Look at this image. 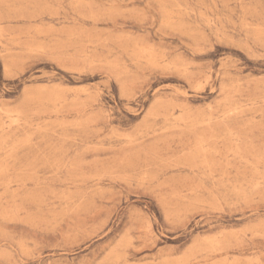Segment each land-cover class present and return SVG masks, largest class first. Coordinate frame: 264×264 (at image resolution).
<instances>
[{"label":"rangeland","instance_id":"rangeland-1","mask_svg":"<svg viewBox=\"0 0 264 264\" xmlns=\"http://www.w3.org/2000/svg\"><path fill=\"white\" fill-rule=\"evenodd\" d=\"M0 264H264V0H0Z\"/></svg>","mask_w":264,"mask_h":264}]
</instances>
